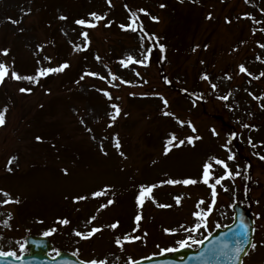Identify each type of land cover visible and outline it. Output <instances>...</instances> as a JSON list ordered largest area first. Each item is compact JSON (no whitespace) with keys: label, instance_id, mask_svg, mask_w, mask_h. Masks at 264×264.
<instances>
[{"label":"rangeland","instance_id":"rangeland-1","mask_svg":"<svg viewBox=\"0 0 264 264\" xmlns=\"http://www.w3.org/2000/svg\"><path fill=\"white\" fill-rule=\"evenodd\" d=\"M92 12L103 19L95 20ZM133 13L137 30L121 28L132 23ZM82 18L96 26L75 23ZM84 31L89 33L87 44ZM149 36L156 45L150 61ZM160 44L165 45L163 52ZM260 44L264 0H0V50H9L7 55L0 51V62L9 67L0 83V111L6 110V123L0 126V189L9 193L6 197L0 192V253L18 256L25 251L20 247L24 234L47 232L57 248L84 260L128 264L179 247L189 236L190 245L196 246L194 241L217 225L229 224L232 204L240 203L253 213L252 243L257 244L242 264H264ZM129 55L137 60L148 55V60L124 66L121 60ZM64 62L69 67L36 82L10 75L13 70L35 75L39 67L55 68ZM241 64L247 72L240 71ZM28 87L31 92L19 91ZM224 96L228 99H221ZM113 104L121 108L115 121ZM175 117L190 120L197 131L187 124L181 127ZM213 128L218 135H213ZM230 129L239 134L233 137ZM172 132L181 139H200L165 154ZM37 136L43 140L37 141ZM229 154L235 157L227 161L229 168L240 175L216 186L213 205L212 189L201 179L203 162L214 155L227 160ZM209 162L214 176L223 175L222 167ZM189 177L199 182L161 183ZM141 185H156L142 207L136 201ZM105 186V195L92 196ZM80 196L86 199H74ZM176 196L181 203H176ZM9 198L13 202L2 203ZM108 200L113 203L101 208ZM209 206L206 226L191 231L200 222L193 213L203 214ZM137 213L140 221L135 220ZM63 219L69 223H61ZM117 221L118 227L112 228ZM94 227L100 230L91 237L77 235Z\"/></svg>","mask_w":264,"mask_h":264},{"label":"snow or ice","instance_id":"snow-or-ice-1","mask_svg":"<svg viewBox=\"0 0 264 264\" xmlns=\"http://www.w3.org/2000/svg\"><path fill=\"white\" fill-rule=\"evenodd\" d=\"M111 2V0H109V3ZM160 7H165V5H160ZM140 12H146L145 9H140L139 10ZM90 16H92L95 20L99 21L101 19H103L102 16H100L99 14H97L96 12H92L89 14ZM135 13L132 14V17L130 19H132V23H129L127 25H120L121 28H124V29H127V30H132V31H136L137 30V27L135 26ZM245 15H248V14H245ZM209 18H211V13H209ZM61 19H67V17H61ZM153 20H158V17H155L153 16L152 17ZM13 23H17V21H12ZM76 24L78 25H82V26H87V27H95L96 25L94 23H92L91 21L87 20V19H78L75 21ZM81 35L83 36L84 38V41H85V44L88 43V40H89V33L87 31H84L81 33ZM155 35V34H153ZM160 47V50L163 52L164 49H165V45L164 44H160L159 45ZM196 47H199V45H196ZM205 48L208 47V45H204ZM260 47L261 48H264V44H260ZM77 48H79V46H77ZM195 51V48L193 49ZM3 52L4 55H7L9 50L8 49H2L0 50ZM148 52L150 53L151 52V48L148 49ZM46 59H49L51 60V57H46ZM97 59H99V57H97ZM148 60V55H145L143 59H135L133 56L129 55L127 57V60H121V64H123L124 66H127L128 63H131V62H135V63H138V64H145ZM67 67H69V64L67 62H64L62 64H60L58 67H55V68H52V67H39L36 69V72H35V75H28V76H22L20 75L19 73H17L16 71H11L10 75L13 79L15 80H28L30 82H36L38 81L39 77H43V76H47L49 75L50 73H54V72H61L63 71L64 69H66ZM239 69L241 72H247V69L245 68V66L243 64H241L239 66ZM88 75H93V76H98L99 74L98 73H87ZM249 75H251V73H248ZM9 75V67L8 65H6L4 62H0V83H3L4 82V79L6 76ZM261 76H264V72H262L260 74ZM83 78V77H81ZM204 79H207V75H205L203 77ZM101 79H103V77H101ZM113 79H116V77L113 75ZM165 80L167 81V78L165 77ZM123 83H130L129 81H123ZM213 88H216L217 85L216 84H213L212 85ZM19 91L21 93H25V92H31L32 89L30 87L28 88H20ZM106 96H108L110 99H111V94L108 93V92H105L104 93ZM142 95H148V93H143ZM154 95H160L159 93H154ZM163 99V98H162ZM221 99H225L227 100L228 99V96H224V97H221ZM163 103L165 105L168 104V101L167 99H163ZM264 106V105H262ZM112 108L114 109V114L111 116V119L113 121H115L116 117L119 116L121 114V108L119 105H116V104H113L112 105ZM6 111V110H5ZM5 111H0V126L4 125L6 123V119H5ZM165 115H168V116H174L175 114L174 113H171V112H165L164 113ZM176 120H177V123L183 127L185 124H187L188 127L191 128L192 132L195 133L197 131V129L195 128V126L192 124V122L189 120V121H184V120H181L179 119V117H175ZM245 127H248V125H245ZM212 132H213V135H218V133L216 132L215 128L212 129ZM233 137H235L237 134L236 133H232L231 134ZM200 139L199 136H192V135H188L186 136L185 138L181 139L179 137V134L178 132H172L169 134V137L168 139H166L165 141V144H164V153L165 154H168L173 147H179L181 145H184V144H193L195 140H198ZM36 140L37 141H42L43 140V137L41 136H37L36 137ZM249 144H252V141H251V138L249 139ZM116 148L119 149L120 148V141H119V138L116 137V144H115ZM222 147H227V145H222ZM253 147H255V145H253ZM103 150V149H102ZM121 155H124L123 153H121ZM234 155L232 154H229L227 156V160L225 159H221L219 158L218 156H212L209 158V160H206L203 162V173H202V182L206 185H209L210 188L212 189V203L213 205L215 204V201H216V196H217V193H216V186L221 184V182L223 180H225L226 178H230V177H234V176H239L240 175V172H233L230 168H229V164L227 161H232L234 160ZM12 159H15L14 157L11 158L9 160V164L12 163ZM260 159L261 160H264V156H260ZM209 161H214L215 165L217 166H220L223 168L224 172H223V175H220V176H214L213 173H214V168H213V163H210ZM11 170V169H9ZM66 174L68 172L67 169H64L63 170ZM211 179H214L215 180V183H211L209 184L210 180ZM199 181L195 180V179H192V178H185V179H182V180H176V179H168L167 181H161V183H167V184H184V185H191V184H196L198 183ZM156 187V185H141L140 186V191L136 197V201H137V204L138 206L142 207L145 203V200L149 199L150 197H152V190L153 188ZM107 189V186H105V189L104 190H101V191H96V192H93L92 193V196L93 197H99V196H103L105 195V191ZM0 192H3V195L8 197L9 196V193H7L6 191L0 189ZM74 199H78V200H83V199H86V197H75ZM175 201L177 204L181 203V197L180 196H176L175 198ZM13 202L11 200V198L9 199H5L2 201L3 204H9ZM16 203H19V201H14ZM204 201L201 200L199 203H203ZM113 203L112 200H108L107 201V204H102L100 207L101 208H105L107 207L108 205H111ZM161 207H170V205H160ZM212 211V207L209 206L208 207V211L205 212V213H201L199 211L197 212H194L193 215L198 217L199 218V223L195 224V226L191 229V231L195 232L196 230H198L202 225H205L206 226V217L208 215V213H210ZM93 219H95V217H93ZM142 219L141 215L139 213H137L136 217H135V220L136 221H140ZM5 223H7V221H5ZM61 223H64V224H67L69 223V221L67 219H63L61 220ZM119 225V221L113 223L111 225L112 228H117ZM219 226V225H217ZM100 229L99 228H92L89 232L87 233H77V235H82L84 236V238H88V237H91L94 233H96L97 231H99ZM166 232H174L175 229H164ZM254 230V229H253ZM52 231H55V229H52ZM187 231V229H186ZM44 235H48L47 232L44 233ZM125 239H129V240H134V239H139V237H125ZM206 239V237H205ZM187 240H193V237L192 236H189L187 238ZM187 240H181L179 241V245L181 247H184L187 243ZM195 243H202V241H194ZM116 243L117 244H120L121 241L119 239L116 240ZM261 244H264V241H261ZM21 249L24 248V245L21 244ZM251 248L253 250H255L257 248V244L256 243H251ZM170 249H165V251H169ZM243 251L242 248L240 247H237L234 252L235 254L238 256L239 253ZM10 253H0V255H9ZM85 264H106V262L104 260H96V259H92V260H89V261H85Z\"/></svg>","mask_w":264,"mask_h":264},{"label":"water","instance_id":"water-1","mask_svg":"<svg viewBox=\"0 0 264 264\" xmlns=\"http://www.w3.org/2000/svg\"><path fill=\"white\" fill-rule=\"evenodd\" d=\"M232 209L233 222L223 229L216 228L199 243L198 248L183 247L131 264H241L252 242L253 216L239 203L233 204ZM237 247L243 249L238 256L234 252ZM24 249L25 252L17 259L10 254L0 256V264H85L74 254L53 247L42 235L26 234ZM52 251H55L54 257L49 256Z\"/></svg>","mask_w":264,"mask_h":264},{"label":"trees","instance_id":"trees-1","mask_svg":"<svg viewBox=\"0 0 264 264\" xmlns=\"http://www.w3.org/2000/svg\"><path fill=\"white\" fill-rule=\"evenodd\" d=\"M139 29H140V32H142V34H146L145 32H144V30L142 29V28H140L139 27ZM149 41H148V45L151 47V49H152V53H151V59H152V54H153V51L156 49V45L152 42V40L154 39L152 36H149Z\"/></svg>","mask_w":264,"mask_h":264}]
</instances>
